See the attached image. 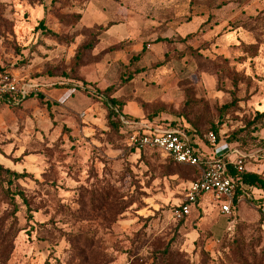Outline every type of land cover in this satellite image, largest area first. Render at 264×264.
<instances>
[{"label":"rangeland","instance_id":"374dc122","mask_svg":"<svg viewBox=\"0 0 264 264\" xmlns=\"http://www.w3.org/2000/svg\"><path fill=\"white\" fill-rule=\"evenodd\" d=\"M1 80L33 96L0 105V264H264L263 191L178 218L198 174L105 109L190 127L264 179V0H0Z\"/></svg>","mask_w":264,"mask_h":264},{"label":"built area","instance_id":"2783aa9c","mask_svg":"<svg viewBox=\"0 0 264 264\" xmlns=\"http://www.w3.org/2000/svg\"><path fill=\"white\" fill-rule=\"evenodd\" d=\"M27 92L26 89H16L12 81H0V103L11 102L15 97L24 99L28 96ZM112 110L116 114L115 120L129 133L127 143L130 148L139 151L144 148L155 149L176 164L194 168L199 172L197 179L189 184L184 202L175 213L178 218L188 216L207 196L211 197L220 213L229 215L234 210L236 181L229 175V170L244 172L240 153L228 149L224 153L211 156L201 154L196 145H190V138L179 129L156 121L131 117L125 113L120 114L115 108ZM209 141L212 147L220 146L219 143L215 144L211 135Z\"/></svg>","mask_w":264,"mask_h":264},{"label":"trees","instance_id":"16d2710c","mask_svg":"<svg viewBox=\"0 0 264 264\" xmlns=\"http://www.w3.org/2000/svg\"><path fill=\"white\" fill-rule=\"evenodd\" d=\"M33 95L30 94L28 96H26V99L31 98ZM10 104V102H1L0 105H8ZM124 105H121L120 103L115 102L114 100H110L109 103L106 105L105 109L107 111V118L110 121V124L115 127L116 129H118L121 133V135L124 136L125 140L127 141V138L129 136V133L126 132L125 130H123L120 126V124L115 120L116 114L115 112L112 110V108H115L117 110L118 113L123 114V108ZM259 118H264V111L258 115ZM146 121L149 122H159L162 123L164 125H167L170 128H175V129H179L180 131H182L185 135H187L190 138V145L195 146V138L201 137L202 135H200L197 131H195L194 129L187 127L185 125H180L178 123H175V121H166L164 119H160L159 117H145L144 118ZM212 136V135H211ZM214 140H215V144H218L220 141L217 139V136L215 134ZM228 147L232 146L228 143H226ZM140 152L143 153H150V154H155L158 156H162L157 150L155 149H150V148H144L142 150H140ZM166 160L170 161L171 163L177 165L178 167H185L187 169H190L192 171H195L198 175L199 172L194 169V168H189L183 165H179L176 164L175 162L171 161L169 158H165ZM229 175L232 176L235 179V190H234V202L237 200V198L242 194V191L244 189H256V190H260L264 192V179L259 176L258 174L255 173H246V172H242V173H236L233 170H229ZM17 176V175H16ZM215 205V204H214ZM197 206V205H196ZM196 206L194 207V209L196 208ZM193 209V210H194ZM197 209V208H196ZM235 212V205H234V210L231 211L230 214Z\"/></svg>","mask_w":264,"mask_h":264}]
</instances>
